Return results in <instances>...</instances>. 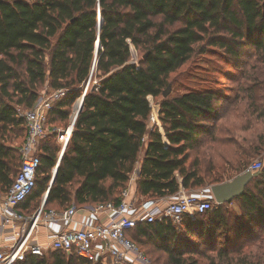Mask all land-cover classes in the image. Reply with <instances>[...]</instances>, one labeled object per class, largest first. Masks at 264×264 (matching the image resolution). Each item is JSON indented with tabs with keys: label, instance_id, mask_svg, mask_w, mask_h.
Returning <instances> with one entry per match:
<instances>
[{
	"label": "trees",
	"instance_id": "16d2710c",
	"mask_svg": "<svg viewBox=\"0 0 264 264\" xmlns=\"http://www.w3.org/2000/svg\"><path fill=\"white\" fill-rule=\"evenodd\" d=\"M207 54L231 62L232 73L206 67L198 85L163 96ZM90 75L58 163L55 128L69 125ZM45 85L66 93L47 112L51 128L26 206L48 189L46 210L119 202L134 173L140 203L232 180L264 154V0H0V192L21 164L18 110L33 107ZM149 94L160 102L164 133L149 126ZM127 236L164 250L169 264H196L190 252L208 264H264V165L241 195L186 217L180 229L164 218ZM26 263L98 264L64 250Z\"/></svg>",
	"mask_w": 264,
	"mask_h": 264
},
{
	"label": "built area",
	"instance_id": "2783aa9c",
	"mask_svg": "<svg viewBox=\"0 0 264 264\" xmlns=\"http://www.w3.org/2000/svg\"><path fill=\"white\" fill-rule=\"evenodd\" d=\"M90 82L91 75L84 93L75 103L71 123L65 128H55L57 141L61 145L59 158L70 142L79 107ZM65 93L64 88L52 90L41 95L33 107L18 110V115L25 121L26 136L20 147V168L8 189L0 192V226L2 230L10 227L13 232L11 235L13 243L10 247L4 248L0 245V264H18L26 254L43 256L48 249L74 251L86 261H99L100 264H152L150 258L127 236V231L139 222H153L164 218H169L173 225L180 229L186 217L195 220L199 215L221 204L215 200L211 192L212 185L198 190L180 187L174 196L140 203L131 192L130 186L136 179L134 173L129 188L123 191L119 202L108 201L87 206L91 213L87 221L82 222L80 227L51 233L48 245L45 246L36 240L40 228L72 222L80 207L73 202L64 210H46L42 202L30 215L18 211L17 207L36 186L40 165L39 147L41 140L48 133L47 112ZM147 99L151 107L149 126L157 127L164 133L160 118V102L151 94ZM263 165L264 162L256 158L247 165L242 174L256 176L261 172ZM55 169L56 167L53 174ZM164 199L167 201L164 202Z\"/></svg>",
	"mask_w": 264,
	"mask_h": 264
},
{
	"label": "rangeland",
	"instance_id": "374dc122",
	"mask_svg": "<svg viewBox=\"0 0 264 264\" xmlns=\"http://www.w3.org/2000/svg\"><path fill=\"white\" fill-rule=\"evenodd\" d=\"M197 63H198L197 65L190 63L183 68V70L181 71L182 74L179 75L177 81L174 82L173 85L171 84V92H170L171 95H176L183 92L184 89L186 88V85L188 84L198 85L202 81V79L208 76V74L203 73V69L205 70L206 67L212 69V71L215 72L213 73L215 75L217 74L216 70L219 69L222 71H229L230 73H232L231 62L230 63L223 62L217 56H212L210 54H207L205 56L200 57V59H197ZM243 67L239 68V70L235 72V81H234L235 83L233 82L231 83V85L235 86L241 80L240 70L243 69ZM206 81L208 80L206 79ZM50 91L52 90L48 89V87L45 85L44 87L41 88L40 94L43 95L45 93H50ZM20 110H24V109L20 108ZM62 125L63 124H60L58 126L60 128H63ZM49 128H51V126L48 122L46 125L47 131ZM13 143L16 144V140L13 141ZM133 197L137 200V202L141 200L140 196L136 194H133ZM42 202H43V196L41 198H37L36 200H32L30 213L33 212V210H35L36 208H38ZM136 244L141 248V250L145 254L147 253L146 255L150 258L152 264H169L168 254L164 250L160 248H156L150 242L146 244H139V243ZM51 251L53 250L48 249L46 253L50 254ZM205 251L206 252L204 253H206L207 257L213 254L212 249L211 250L206 249ZM185 258L190 263L194 261L196 264H208L207 258L204 255H202V253L200 252L186 253Z\"/></svg>",
	"mask_w": 264,
	"mask_h": 264
},
{
	"label": "crops",
	"instance_id": "0c3cea01",
	"mask_svg": "<svg viewBox=\"0 0 264 264\" xmlns=\"http://www.w3.org/2000/svg\"><path fill=\"white\" fill-rule=\"evenodd\" d=\"M70 123H71V118H70ZM259 159H261L264 162V154H263V157L259 158ZM130 187H131L132 194H135L136 193V185L134 183H132V185ZM43 197H44V195H43ZM166 201L167 200L164 199V202H166ZM31 204H32V201H30V203L27 204V206H26V202L24 204L22 203L17 207V209L19 212H21L24 215H30L32 213V212L30 213ZM90 214L91 213H90V211L87 210V207H80V210L76 213L72 222L55 224L51 227H41L39 230V233L36 236V240L38 241V243L42 244L43 246L48 245V237L51 233H54V232L59 233V232L65 230L66 228L80 227L82 222L87 221L90 218ZM12 234H13V232H12V229L10 227H7V228L2 230L1 226H0V245L2 247H4V248L10 247V245L13 243V240L11 238ZM30 255L31 254H29V253L26 254L25 258L22 261L18 262V264H25L28 261V256H30ZM93 263L100 264L99 261H96ZM26 264H29V263H26Z\"/></svg>",
	"mask_w": 264,
	"mask_h": 264
},
{
	"label": "water",
	"instance_id": "95a60500",
	"mask_svg": "<svg viewBox=\"0 0 264 264\" xmlns=\"http://www.w3.org/2000/svg\"><path fill=\"white\" fill-rule=\"evenodd\" d=\"M101 22H102L101 12H99V16H98V31H100ZM95 46H96L95 55L97 56L98 50L100 48L99 36H98V39H97V41L95 43ZM93 69H94V66H93ZM170 92H171V85H169L167 87V89L164 90L163 96L164 97L168 96L170 94ZM83 102H84V96H83V101H82V103H81V105L79 107L78 114H79L80 110L83 107ZM62 156L63 155H61V157L59 158V161L61 160ZM59 161H58V163H59ZM57 167H58V165L56 166V169H55L53 178L51 180V183L49 185V188L52 185V183L54 182V179H55V176H56V172H57ZM251 178H252V175H250V174L238 175L232 180H229V181H226V182H223V183H220V184L212 185L211 186V192H212L215 200L218 201L219 203L222 204V203H225V202H230L236 196H239V195H241L243 193L246 183ZM48 190L45 193V196H44L45 198H44L43 204H45L46 201H47ZM68 253L70 254L71 252L68 251Z\"/></svg>",
	"mask_w": 264,
	"mask_h": 264
}]
</instances>
